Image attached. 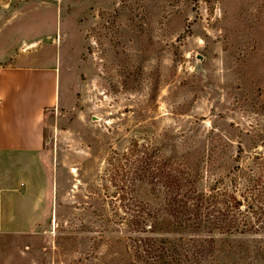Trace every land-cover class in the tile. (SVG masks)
I'll list each match as a JSON object with an SVG mask.
<instances>
[{
	"label": "rangeland",
	"instance_id": "374dc122",
	"mask_svg": "<svg viewBox=\"0 0 264 264\" xmlns=\"http://www.w3.org/2000/svg\"><path fill=\"white\" fill-rule=\"evenodd\" d=\"M17 60L55 67L60 93L44 129L46 216L0 233V264H105L102 177L134 140L190 164L241 147L239 192L264 154V0H0V65ZM246 262L264 264V241Z\"/></svg>",
	"mask_w": 264,
	"mask_h": 264
},
{
	"label": "trees",
	"instance_id": "16d2710c",
	"mask_svg": "<svg viewBox=\"0 0 264 264\" xmlns=\"http://www.w3.org/2000/svg\"><path fill=\"white\" fill-rule=\"evenodd\" d=\"M134 140L128 151L114 152L102 180V237L115 243L104 255L115 264H247L260 258L264 235V154L254 158L248 185L237 189L223 148L190 164L176 162L159 146ZM261 161V162H260ZM115 225L111 235L108 225ZM248 244H253L251 255ZM234 260V261H233ZM250 264V263H249Z\"/></svg>",
	"mask_w": 264,
	"mask_h": 264
},
{
	"label": "crops",
	"instance_id": "0c3cea01",
	"mask_svg": "<svg viewBox=\"0 0 264 264\" xmlns=\"http://www.w3.org/2000/svg\"><path fill=\"white\" fill-rule=\"evenodd\" d=\"M59 86L55 67L0 65V233H32L46 216L51 177L44 129Z\"/></svg>",
	"mask_w": 264,
	"mask_h": 264
},
{
	"label": "built area",
	"instance_id": "2783aa9c",
	"mask_svg": "<svg viewBox=\"0 0 264 264\" xmlns=\"http://www.w3.org/2000/svg\"><path fill=\"white\" fill-rule=\"evenodd\" d=\"M0 104H1V101H0Z\"/></svg>",
	"mask_w": 264,
	"mask_h": 264
}]
</instances>
